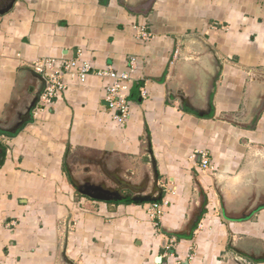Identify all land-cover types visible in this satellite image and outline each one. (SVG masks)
Wrapping results in <instances>:
<instances>
[{
	"label": "crops",
	"instance_id": "obj_1",
	"mask_svg": "<svg viewBox=\"0 0 264 264\" xmlns=\"http://www.w3.org/2000/svg\"><path fill=\"white\" fill-rule=\"evenodd\" d=\"M42 59L130 72V111L116 120L108 76L66 74L54 106L0 130V264H64L67 221L75 264H264V0H18L0 16L1 122Z\"/></svg>",
	"mask_w": 264,
	"mask_h": 264
},
{
	"label": "built area",
	"instance_id": "obj_2",
	"mask_svg": "<svg viewBox=\"0 0 264 264\" xmlns=\"http://www.w3.org/2000/svg\"><path fill=\"white\" fill-rule=\"evenodd\" d=\"M52 60H39L31 64V68L45 77L47 86L43 92L40 102L36 110H42L46 107L54 106L59 95L67 89V84L64 80V75H70L71 77L85 82L86 78L90 75L108 76L111 79V83L107 88V101L109 108L115 114L116 120L120 123L124 122L129 115L130 103L127 100L125 92H127V85L125 84L130 79V72L118 73L111 67L104 70L96 69L89 61L86 60H65L63 63L62 71H55L53 69ZM130 71L135 69V59H132L130 64ZM144 96L145 93L143 92ZM35 110V111H36ZM34 111V113H35ZM203 171L211 172L213 170L210 153L203 152L201 154L200 162L198 165ZM162 205L154 203L151 205L150 213L152 218L160 219L163 213ZM175 246V239H171L170 243L166 245L167 256H173V249ZM177 264H184L179 261Z\"/></svg>",
	"mask_w": 264,
	"mask_h": 264
},
{
	"label": "water",
	"instance_id": "obj_3",
	"mask_svg": "<svg viewBox=\"0 0 264 264\" xmlns=\"http://www.w3.org/2000/svg\"><path fill=\"white\" fill-rule=\"evenodd\" d=\"M18 0H0V16H4L9 14L15 7L16 3ZM22 70L27 71L30 73L32 76V81L31 84L29 85V99L27 103L23 105V108L20 109L21 115L19 116V119L13 122V128L12 129H5L2 130L3 132L7 133L9 136L10 135H16L18 132H20L24 127H26L27 124L32 122L34 118V111L36 110L41 96L43 92L46 89L47 86V81L44 76L41 74L35 72L31 68L24 67ZM152 188V185L150 186ZM80 193L83 195H87L88 197L98 200V201H104V202H109L112 200L111 197L107 196L105 193H98L94 194L89 191H82L81 189H78ZM162 194V190H160V196ZM162 197V196H161ZM157 199H154L152 201H156ZM68 233H69V221L66 222L65 225V231H64V239L62 240V248L59 253L60 259L64 264H75L72 260H70L67 256L66 253V246H67V238H68ZM234 262L236 264H244V262L240 261L239 259H234Z\"/></svg>",
	"mask_w": 264,
	"mask_h": 264
},
{
	"label": "flooded vegetation",
	"instance_id": "obj_4",
	"mask_svg": "<svg viewBox=\"0 0 264 264\" xmlns=\"http://www.w3.org/2000/svg\"><path fill=\"white\" fill-rule=\"evenodd\" d=\"M17 109V108H16ZM16 109L13 111H11V113L9 114V116L7 117L6 121H0V129L2 130H7V129H12L13 128V122L19 119V116L21 115V111L18 112V110L16 111ZM73 183H75V186L78 189H81L82 191H93L98 193V189H101L99 187V185L95 184V182H85L80 180H77L76 182L73 181ZM104 193V192H103ZM107 194V193H105ZM109 196V195H107ZM134 198H139L142 199L141 197H139V195L137 194Z\"/></svg>",
	"mask_w": 264,
	"mask_h": 264
}]
</instances>
